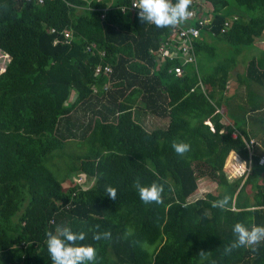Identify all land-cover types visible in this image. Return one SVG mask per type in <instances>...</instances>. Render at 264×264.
Returning <instances> with one entry per match:
<instances>
[{
	"label": "trees",
	"instance_id": "16d2710c",
	"mask_svg": "<svg viewBox=\"0 0 264 264\" xmlns=\"http://www.w3.org/2000/svg\"><path fill=\"white\" fill-rule=\"evenodd\" d=\"M67 1L0 0V264H52L47 232L65 224L86 233L95 264H264V241L226 251L236 222L264 224V146L250 158L246 131L222 122L240 59L238 86H264V0H203L212 18L198 57L214 56L215 39L231 50L211 74L186 66L182 77L170 72L178 60L156 63L170 27L123 13L131 0L105 17L109 0ZM106 65L112 74L95 73ZM148 113L168 125L148 129ZM200 178L219 191L190 202ZM137 179L162 184L160 201L145 203Z\"/></svg>",
	"mask_w": 264,
	"mask_h": 264
},
{
	"label": "clouds",
	"instance_id": "9594fccd",
	"mask_svg": "<svg viewBox=\"0 0 264 264\" xmlns=\"http://www.w3.org/2000/svg\"><path fill=\"white\" fill-rule=\"evenodd\" d=\"M190 2L192 3L193 0H138V3L134 4V6L140 9L139 16L143 21L153 23L158 28H163L167 26H175L191 16L192 12L189 10V5H191ZM205 5L207 6L206 2ZM209 14L212 15L210 11ZM235 17L237 16L232 17V20H236L237 18L235 19ZM199 85L203 87L204 84L199 83ZM105 89H107V87ZM192 91H194V89ZM251 140L253 139L250 138L246 143V146L249 150V157L253 158L256 156L257 151L262 149L264 142L255 138L254 140L257 144L252 148ZM190 147L191 145L187 142L173 143L174 150L179 154H184L189 151ZM263 157L264 155H261L259 159V164L261 166H264V164L260 163V160ZM251 164L252 159H250V165ZM250 168L251 167L249 166V170ZM78 182L81 185L85 184L79 180ZM135 183L139 196L145 203L160 201L161 194L164 191V186L162 184L154 181L150 185H145L142 184L139 179H137ZM116 192L117 189L114 187L109 186L107 188V193L110 194L112 198H116ZM228 203L229 197L224 196L222 199L213 201V207L224 208L228 206ZM233 232L236 235V240L226 249V251H231V249L235 247L256 244L264 241V224L252 223L249 225L243 221L236 222L233 226ZM110 236L111 233L105 231L95 233L93 238L99 241L101 239H107ZM85 239V232L73 231L71 225L68 224L58 225L55 228V231H48L46 243L52 264H95L97 259V249L92 244L79 243Z\"/></svg>",
	"mask_w": 264,
	"mask_h": 264
},
{
	"label": "rangeland",
	"instance_id": "374dc122",
	"mask_svg": "<svg viewBox=\"0 0 264 264\" xmlns=\"http://www.w3.org/2000/svg\"><path fill=\"white\" fill-rule=\"evenodd\" d=\"M214 47L217 48L214 56H208L203 54L198 57L200 72L202 76H207L212 73L214 67L223 59L228 56L229 45L219 42L217 39L210 42ZM264 45L263 42H258ZM247 59L250 56L246 57ZM3 58H0L2 62ZM243 60H239L237 73L243 72ZM246 65V63H245ZM244 65V67H245ZM236 70L232 76V83L225 90L224 94V111L225 114L234 116L237 120L238 125H245L243 129L249 136L260 138L264 132V88L258 85L256 82L249 81L245 85L238 86L237 84ZM261 109V110H259ZM237 111V112H236ZM140 122L143 123L148 129L155 130L159 128H165L168 125V119L159 118L153 114H146L145 116L140 115ZM233 118V117H232ZM233 118V120H235ZM224 123H227L226 118H224ZM242 122L244 124H242ZM264 146V145H263ZM57 161V160H56ZM55 161V162H56ZM77 179V177H75ZM92 182V180H91ZM89 183L92 186L93 183ZM68 185V182H66ZM85 186V184L81 185ZM219 191L217 184L210 181L208 178H200L198 181V190L193 194L189 201H195L198 198H203L207 193L217 194ZM113 256V253H109V257ZM114 258V256H113ZM113 264V262L111 263Z\"/></svg>",
	"mask_w": 264,
	"mask_h": 264
},
{
	"label": "built area",
	"instance_id": "2783aa9c",
	"mask_svg": "<svg viewBox=\"0 0 264 264\" xmlns=\"http://www.w3.org/2000/svg\"><path fill=\"white\" fill-rule=\"evenodd\" d=\"M46 1H55V0H38L40 4H44ZM68 5L69 2L67 0H63ZM77 1H89V0H77ZM91 2L94 0H90ZM99 3L105 2L106 0H95ZM113 0H109L106 8L103 9V17H105V13L109 10H112L111 5H113ZM138 0H131L130 3L126 5H122L119 7L123 13H125L128 9L134 11L138 17L140 9L136 8L134 4H137ZM192 8L190 11L192 15L189 16L186 20L181 21L175 26H169L170 31L167 36H164L161 45L159 46L158 50L155 51L156 55V63L161 66L168 60L176 61L178 60L180 64L176 65L170 72H173L176 76H183L185 73V67L191 64H194L196 57H195V50H194V42L201 38L202 33L205 29L210 25V21L212 15L209 14V10L205 5V2L202 0H196L192 3ZM117 9V8H116ZM237 17H235L236 19ZM153 24V23H151ZM231 22H227L225 25L229 27ZM55 32V30H52ZM72 33L69 31L65 32V37L70 39ZM94 45L88 46L87 50L92 51ZM104 56L103 54H101ZM113 69L111 66L106 65L104 67L99 66L96 69V73H105L111 74ZM239 135L238 131H235L234 136L237 137ZM256 141L253 139L251 140V147L253 148L256 145ZM261 164H264V157L260 160ZM82 181V178L79 179Z\"/></svg>",
	"mask_w": 264,
	"mask_h": 264
},
{
	"label": "crops",
	"instance_id": "0c3cea01",
	"mask_svg": "<svg viewBox=\"0 0 264 264\" xmlns=\"http://www.w3.org/2000/svg\"><path fill=\"white\" fill-rule=\"evenodd\" d=\"M63 1V0H62ZM193 1H196V0H193ZM235 16V15H234ZM233 16V17H234ZM196 40H195V42H194V50H195V57H196V60H195V62H194V64H191V65H188V66H190L197 74H198V76H202L201 75V72H200V65H199V60H198V55H197V51H196ZM244 70V69H243ZM185 73H186V71H185ZM185 73H184V75H185ZM234 73V72H233ZM183 75V76H184ZM236 75L238 76V73H237V69H236ZM177 77H179V76H177ZM182 77V76H181ZM232 79V78H231ZM229 80V82H228V86H227V88L230 86V83H232V80ZM200 81H202V79L199 77V82ZM200 83H202V82H200ZM258 84V83H257ZM258 85H260V84H258ZM261 87H263L264 88V86H262V85H260ZM203 89H205V86L203 85V87H202ZM193 90V89H192ZM223 109V108H222ZM259 110H261V109H259ZM237 112V111H236ZM234 118V116H232V114L231 115H227V114H225V111H224V115H223V119H222V122L224 123V118H226V121H227V123H224V124H231V123H233L234 121H237L236 120V118H234L235 120H233V118ZM242 124H244L243 122H242ZM245 126V125H244ZM243 125H241V128L243 129V127H244ZM263 129H264V124H263ZM250 138H252V139H255L256 137H253V136H249ZM263 137H264V132H263V134H262V136L259 138V139H263ZM256 139H258V138H256ZM263 151H264V147H263V149H262ZM262 155H264V152L262 153Z\"/></svg>",
	"mask_w": 264,
	"mask_h": 264
}]
</instances>
